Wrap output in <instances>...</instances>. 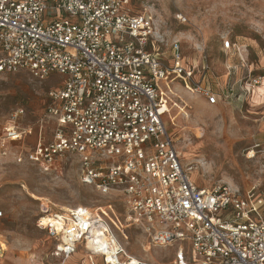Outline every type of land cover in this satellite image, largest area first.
Masks as SVG:
<instances>
[{
	"label": "built area",
	"instance_id": "2783aa9c",
	"mask_svg": "<svg viewBox=\"0 0 264 264\" xmlns=\"http://www.w3.org/2000/svg\"><path fill=\"white\" fill-rule=\"evenodd\" d=\"M129 4L0 0V81L20 72L40 81L53 73L65 77L47 95L44 118L55 125L53 138L43 139L42 125L34 148L19 153L16 161L51 169L69 154L78 155L82 183L122 202L123 224L111 220L113 225L121 232L139 230L155 248L177 246L170 264H264L263 186L247 191L226 184L198 186L166 124L170 95H175L169 84L176 79L189 93L217 104L209 66L204 63L195 80L177 38L170 43L173 63L167 64L160 50L165 34L155 16L147 10L135 13ZM177 19L188 22L181 14ZM24 113L15 110L4 125L0 155L7 141L32 134L31 127L20 128ZM246 157L264 161V145L254 144ZM4 217L0 209V220ZM40 227L64 259L81 247L88 264H152L129 256L99 213L88 208L49 213ZM97 229L108 237V246L96 247ZM187 242L192 258L183 246ZM4 252L1 246L0 257Z\"/></svg>",
	"mask_w": 264,
	"mask_h": 264
},
{
	"label": "rangeland",
	"instance_id": "374dc122",
	"mask_svg": "<svg viewBox=\"0 0 264 264\" xmlns=\"http://www.w3.org/2000/svg\"><path fill=\"white\" fill-rule=\"evenodd\" d=\"M129 7L135 13L147 10L155 16L165 34L160 50L167 64L173 63L168 57L172 39H180L186 65L209 66L214 88L222 97L212 106L181 91L183 100L175 101L185 112L175 107V125L168 120L169 133L182 164L191 168L193 181L206 188L226 184L243 191L259 183L264 188V161L246 157L254 144L264 145V0H130ZM180 14L187 23L179 22ZM62 18L72 20L68 14ZM64 81L57 73L40 81L26 72L0 81V136L17 109L25 111L20 128H32L25 139L7 141L2 149L5 155H0V209L5 213L0 220V247L5 249L0 264H88V252L81 247L69 259L56 255L54 242L40 227L49 213L80 207L97 211L129 256L170 264L177 246L155 248L139 230L121 232L113 225V220L123 224V204L82 183L78 155L69 154L51 169L16 161L19 153L26 155L34 148L42 125L43 139L53 138L55 125L44 118L47 95ZM183 246L194 257L191 244Z\"/></svg>",
	"mask_w": 264,
	"mask_h": 264
},
{
	"label": "crops",
	"instance_id": "0c3cea01",
	"mask_svg": "<svg viewBox=\"0 0 264 264\" xmlns=\"http://www.w3.org/2000/svg\"><path fill=\"white\" fill-rule=\"evenodd\" d=\"M169 55H171V54H169ZM187 67L188 68H193V69H195V71H196V74H195V77H194V79L195 80H199L200 78H201V69H200V67H196V66H192V65H187ZM211 71L209 70V76H210V78H211V81H212V79H213V74L212 73H210ZM198 76V78L196 79V77ZM169 87H170V89L172 90V92H174V94L175 95H170V100H171V102H170V113H169V115H167L166 117H165V119H166V124H167V126H168V120H170L171 121V123L173 124V125H175V123H174V121L176 120V116H173L172 114V112H173V109H175V107L177 108V109H180V111H182V112H185L184 110H185V108L183 109L182 107H180L179 105H178V103L175 101V100H183L182 98H181V96H180V93H181V91H185V92H188L186 89H185V87H184V84H183V82H182V80L181 79H176L175 81H173L171 84H169ZM163 88H164V90H166V91H168L169 89L167 88V86H163ZM212 88H213V91L214 92H216L217 94H218V102H219V100H222V97H221V95H220V93H219V91L217 90V89H215L214 88V84L212 85ZM168 89V90H167ZM170 90V91H171ZM189 93V92H188ZM191 94V93H190ZM193 95V94H192ZM196 97H198L199 99H201V100H206V102L208 103V101H207V99L205 98V97H203V96H200V95H195ZM217 102V103H218ZM209 104V103H208ZM210 105V104H209ZM213 106V105H212ZM181 109H183V110H181ZM260 184V183H259ZM259 184H255V185H259ZM199 186V185H198ZM254 186V185H253ZM252 187V186H251ZM251 187H249V188H246V189H244L243 191H247L248 189H250Z\"/></svg>",
	"mask_w": 264,
	"mask_h": 264
},
{
	"label": "bare ground",
	"instance_id": "6f19581e",
	"mask_svg": "<svg viewBox=\"0 0 264 264\" xmlns=\"http://www.w3.org/2000/svg\"><path fill=\"white\" fill-rule=\"evenodd\" d=\"M93 233L95 236L94 237V243H95L96 247H98V248L99 247H106L109 245V239L102 229H97ZM73 255L69 256L67 259H69Z\"/></svg>",
	"mask_w": 264,
	"mask_h": 264
}]
</instances>
